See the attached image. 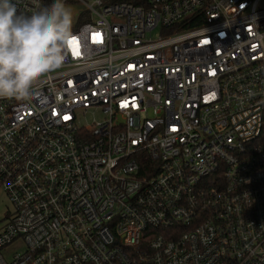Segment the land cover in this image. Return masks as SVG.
Instances as JSON below:
<instances>
[{
  "label": "built area",
  "instance_id": "built-area-1",
  "mask_svg": "<svg viewBox=\"0 0 264 264\" xmlns=\"http://www.w3.org/2000/svg\"><path fill=\"white\" fill-rule=\"evenodd\" d=\"M74 1L64 64L0 99V264H264V0Z\"/></svg>",
  "mask_w": 264,
  "mask_h": 264
},
{
  "label": "clouds",
  "instance_id": "clouds-1",
  "mask_svg": "<svg viewBox=\"0 0 264 264\" xmlns=\"http://www.w3.org/2000/svg\"><path fill=\"white\" fill-rule=\"evenodd\" d=\"M73 15L66 0H47L27 14L15 0H0V99H26L64 64Z\"/></svg>",
  "mask_w": 264,
  "mask_h": 264
},
{
  "label": "rangeland",
  "instance_id": "rangeland-1",
  "mask_svg": "<svg viewBox=\"0 0 264 264\" xmlns=\"http://www.w3.org/2000/svg\"><path fill=\"white\" fill-rule=\"evenodd\" d=\"M67 4L70 5L74 11V15L78 14L82 10V7L79 5H76V2L74 0H68ZM73 15V16H74ZM160 36L159 30H155L152 33V37L156 38ZM78 119H77V125L79 127L82 126H91L94 122H98L99 120H102L103 114L101 113V110L97 109H87L81 110L78 112ZM14 212L12 210V206L9 203V200L4 194L3 190L0 188V229L2 228L3 224L6 223V221L10 218L11 214ZM23 245L21 242L10 245L5 251L4 255L8 256L10 254H13L15 252H19L22 250Z\"/></svg>",
  "mask_w": 264,
  "mask_h": 264
},
{
  "label": "trees",
  "instance_id": "trees-1",
  "mask_svg": "<svg viewBox=\"0 0 264 264\" xmlns=\"http://www.w3.org/2000/svg\"><path fill=\"white\" fill-rule=\"evenodd\" d=\"M47 2V0H45V3ZM86 21H88L87 19H79V21H76L75 23V27H78L79 26V24H82V23H84V22H86Z\"/></svg>",
  "mask_w": 264,
  "mask_h": 264
},
{
  "label": "snow or ice",
  "instance_id": "snow-or-ice-1",
  "mask_svg": "<svg viewBox=\"0 0 264 264\" xmlns=\"http://www.w3.org/2000/svg\"><path fill=\"white\" fill-rule=\"evenodd\" d=\"M71 44H72V41L70 40V41H69V46H71Z\"/></svg>",
  "mask_w": 264,
  "mask_h": 264
}]
</instances>
